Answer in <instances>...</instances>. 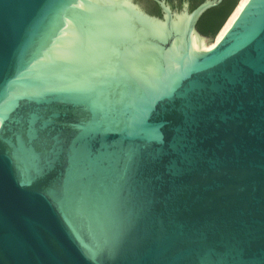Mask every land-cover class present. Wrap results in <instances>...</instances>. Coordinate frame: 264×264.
Returning <instances> with one entry per match:
<instances>
[{
	"label": "water",
	"instance_id": "water-1",
	"mask_svg": "<svg viewBox=\"0 0 264 264\" xmlns=\"http://www.w3.org/2000/svg\"><path fill=\"white\" fill-rule=\"evenodd\" d=\"M196 1L0 0V264H264V0Z\"/></svg>",
	"mask_w": 264,
	"mask_h": 264
},
{
	"label": "trees",
	"instance_id": "trees-1",
	"mask_svg": "<svg viewBox=\"0 0 264 264\" xmlns=\"http://www.w3.org/2000/svg\"><path fill=\"white\" fill-rule=\"evenodd\" d=\"M200 0L192 3L191 6L196 5ZM237 0H222L217 6L206 10L197 21L196 27L203 34L211 32L215 34L221 24L224 22L228 14L233 9Z\"/></svg>",
	"mask_w": 264,
	"mask_h": 264
},
{
	"label": "bare ground",
	"instance_id": "bare-ground-1",
	"mask_svg": "<svg viewBox=\"0 0 264 264\" xmlns=\"http://www.w3.org/2000/svg\"><path fill=\"white\" fill-rule=\"evenodd\" d=\"M246 2H247V0H241V2L238 5L234 6L233 10L230 12L228 20L219 28L218 33L214 39L212 46H214L222 38V36L225 34V32L231 26L232 22L237 17V15L239 14L240 10L243 8V6L245 5Z\"/></svg>",
	"mask_w": 264,
	"mask_h": 264
},
{
	"label": "flooded vegetation",
	"instance_id": "flooded-vegetation-1",
	"mask_svg": "<svg viewBox=\"0 0 264 264\" xmlns=\"http://www.w3.org/2000/svg\"><path fill=\"white\" fill-rule=\"evenodd\" d=\"M210 34H211V32H208V33H207V35H210Z\"/></svg>",
	"mask_w": 264,
	"mask_h": 264
}]
</instances>
